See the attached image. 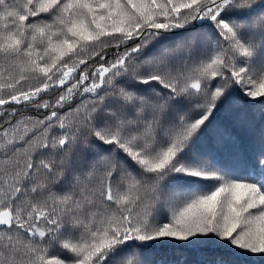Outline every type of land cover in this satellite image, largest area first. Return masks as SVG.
<instances>
[{
  "label": "snow or ice",
  "instance_id": "snow-or-ice-1",
  "mask_svg": "<svg viewBox=\"0 0 264 264\" xmlns=\"http://www.w3.org/2000/svg\"><path fill=\"white\" fill-rule=\"evenodd\" d=\"M257 260L264 0H0V264Z\"/></svg>",
  "mask_w": 264,
  "mask_h": 264
},
{
  "label": "trees",
  "instance_id": "trees-1",
  "mask_svg": "<svg viewBox=\"0 0 264 264\" xmlns=\"http://www.w3.org/2000/svg\"><path fill=\"white\" fill-rule=\"evenodd\" d=\"M234 134L238 137V142L235 151L239 152L240 158L247 157L258 147L257 141L259 140V135L250 136L247 132L242 129H235ZM220 149L222 158L226 161L232 160L233 149L228 148L225 145H216ZM237 170L242 169V164H236ZM256 264H259L258 260Z\"/></svg>",
  "mask_w": 264,
  "mask_h": 264
}]
</instances>
